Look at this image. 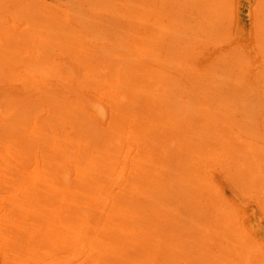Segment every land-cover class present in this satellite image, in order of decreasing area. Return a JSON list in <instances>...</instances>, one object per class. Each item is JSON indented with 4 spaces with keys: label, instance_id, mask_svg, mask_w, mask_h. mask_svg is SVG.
<instances>
[{
    "label": "bare ground",
    "instance_id": "obj_1",
    "mask_svg": "<svg viewBox=\"0 0 264 264\" xmlns=\"http://www.w3.org/2000/svg\"><path fill=\"white\" fill-rule=\"evenodd\" d=\"M240 4L0 0V264L260 263L242 218L264 133L245 143L237 106L200 92L228 66L232 97L264 100V0L261 65L232 48Z\"/></svg>",
    "mask_w": 264,
    "mask_h": 264
},
{
    "label": "rangeland",
    "instance_id": "obj_2",
    "mask_svg": "<svg viewBox=\"0 0 264 264\" xmlns=\"http://www.w3.org/2000/svg\"><path fill=\"white\" fill-rule=\"evenodd\" d=\"M237 20H238V24H239V31L238 34L236 35V38L239 40L232 48H239L240 50H245V53H250L252 57H254L255 59V64H259L261 65V54L257 53V49H256V42L258 39V31H257V21L255 22L254 19L252 21L251 19V12H252V4H251V0H241V4L239 5V7L237 8ZM235 17V18H236ZM221 44V43H220ZM219 43H211L209 45H207V47H205V49L203 50L204 52L202 54H200L198 57L199 59L201 57H203V55L210 56L211 52H210V48L213 46H219ZM218 54V53H217ZM259 62V63H258ZM157 66V65H156ZM251 64H250V68H251ZM224 69H222V67H219L218 69L222 70L220 72V74H224V72H230L231 69L228 68V66H223ZM164 68V67H163ZM195 68H197L195 66ZM199 68V67H198ZM261 69V68H260ZM220 75L219 77L221 78L219 82H217L219 84V88L220 89H215L214 87H208L207 89H200V92H202L203 94H205L206 97L211 99L212 93L214 94H218L219 96H222V98H220L218 100V102L216 101L215 98H213L211 100V104H213L214 109L217 108L218 106H224V107H229L230 105H234L237 106L236 110L233 111V115H237V119L240 120L242 126H245L246 123L250 124V130L252 132V134L248 135L247 137H244L246 139L245 143H249L252 139H257L258 135H260L261 133H264L263 131V127L262 125L259 123V120L261 119L260 116H262V120L264 121V100H260L259 97H251L250 95H245L242 98L236 99L235 97H232V94L230 92V89H228L227 85L224 84V82L222 81V77H224V75L222 76ZM176 91L180 90H186V95L188 101H190L192 103L193 101V96H192V89H195L197 87L196 84L194 83H190V84H186L184 83V81H180L178 82V84L174 85L173 87ZM228 89V90H227ZM223 90V91H221ZM188 91V92H187ZM184 97V94L182 96H180L179 98ZM251 103V109L249 113H246V108L245 105L250 104ZM199 107H196L195 110H197ZM39 110V109H38ZM37 110V111H38ZM221 111V110H219ZM248 111V110H247ZM36 112V111H35ZM33 112L30 116L33 117V114L35 113ZM108 114V112H107ZM40 117H42V114L40 115ZM107 119H105L106 121L108 120V116H106ZM190 117H188L189 119ZM202 120L204 119V117H200ZM187 119V120H188ZM202 124L204 125V122H202ZM62 126V125H61ZM58 130H60V128H58ZM254 134V135H253ZM131 136L127 137L126 143L130 142ZM264 139H262L261 141L263 142ZM240 149V147H239ZM124 149L121 150V154L123 152ZM134 149H131V153L135 154V152H133ZM225 162L222 161L221 163H219V165H215V167H213L212 169H221V173H224V170L226 167H224ZM217 169V170H218ZM219 178V177H218ZM177 182H179L178 178H177ZM215 183L219 184V182L216 180ZM173 184H177L176 181ZM222 186L220 185L219 188H221ZM263 186H256L255 189H253L254 192H252V198L256 199V205L255 208H252L250 213L247 214V216H245L243 219V221L245 219H250L251 220H247V222H243V228L242 230L248 235H252L254 240H255V246H254V250L257 249L256 254L254 255V260L255 261H260L259 264H264V196H263ZM226 192L227 196L230 197L233 195V190L230 188L229 185L225 184V187L222 189V192ZM248 194V193H246ZM249 195V194H248ZM246 195V196H248ZM246 196L244 195V197L246 198ZM249 198V196H248ZM259 211V212H257ZM185 214V213H183ZM184 215H182V218ZM186 216V215H185ZM263 220V221H262ZM260 238L262 239L261 242H259ZM260 251V254H259ZM256 256H259L258 258Z\"/></svg>",
    "mask_w": 264,
    "mask_h": 264
}]
</instances>
